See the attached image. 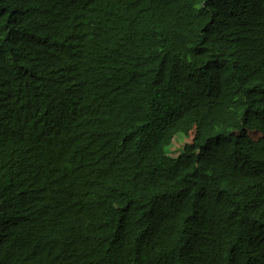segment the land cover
<instances>
[{
  "label": "trees",
  "instance_id": "1",
  "mask_svg": "<svg viewBox=\"0 0 264 264\" xmlns=\"http://www.w3.org/2000/svg\"><path fill=\"white\" fill-rule=\"evenodd\" d=\"M0 264H264V0H0Z\"/></svg>",
  "mask_w": 264,
  "mask_h": 264
},
{
  "label": "rangeland",
  "instance_id": "2",
  "mask_svg": "<svg viewBox=\"0 0 264 264\" xmlns=\"http://www.w3.org/2000/svg\"><path fill=\"white\" fill-rule=\"evenodd\" d=\"M251 137L253 139H258L260 137V133L259 132H252L250 133ZM192 139V133L189 134V136H183L180 135L179 133L176 134V137L172 140V143L170 145V149H171V154L175 155L179 152V150L181 149V147L186 143V142H190Z\"/></svg>",
  "mask_w": 264,
  "mask_h": 264
}]
</instances>
